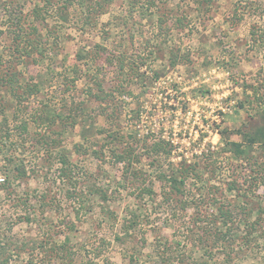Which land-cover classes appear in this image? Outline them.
Returning a JSON list of instances; mask_svg holds the SVG:
<instances>
[{"label": "rangeland", "instance_id": "obj_1", "mask_svg": "<svg viewBox=\"0 0 264 264\" xmlns=\"http://www.w3.org/2000/svg\"><path fill=\"white\" fill-rule=\"evenodd\" d=\"M44 1L0 0L3 61H8L10 32L18 19L23 26L35 24L48 47V58L16 67L25 81L38 83L36 97L16 112L12 95L0 88V101L9 105L0 108V122L7 119L0 126V264H80L92 258L90 249L100 241L106 247L93 264H129L131 255L136 264H191L210 254L217 264H264V235L256 247L246 248L240 243L245 227L235 218L242 219V211L250 209L249 221L254 222L258 213L242 193L223 191L231 181L243 188L250 169L224 150L220 136L225 131L230 140L240 141L231 133L249 115L236 105L251 95L244 91L248 85L264 79V0H212L203 7L195 0H109L90 15L97 0L77 1L66 23L54 11L42 14L43 23L33 21L32 9L42 8ZM146 1L154 3L149 12ZM161 15L162 30L156 28ZM176 47L189 60L171 67L168 52ZM116 52L138 56L144 77L127 85L124 96H115L114 112L103 113L87 93L95 89L94 75L104 91L113 89L115 70L106 58ZM89 54H95L94 62ZM46 110L50 123L34 116ZM109 133L171 141L170 159L151 166L141 158L138 165L145 170V185L150 180L154 186L155 200L137 198L138 184L122 179L106 150L103 161L95 158L93 151L106 145ZM62 157L74 167L75 187L59 177ZM182 158L198 163L202 176L186 183L184 211L175 202L163 204V183L154 176L173 171ZM256 193L255 205L264 208V187ZM211 195L233 211L235 222L226 229ZM260 222L264 225V215ZM131 223L135 231L128 229ZM220 227L240 236L229 250L232 260H223L218 246L205 255L199 242ZM65 241L71 262L59 247Z\"/></svg>", "mask_w": 264, "mask_h": 264}, {"label": "trees", "instance_id": "obj_2", "mask_svg": "<svg viewBox=\"0 0 264 264\" xmlns=\"http://www.w3.org/2000/svg\"><path fill=\"white\" fill-rule=\"evenodd\" d=\"M78 2H86L88 0H58L44 1L42 8L34 7L32 9L31 15L32 20H41L42 23L46 21L45 17L42 16L43 13L48 14L50 11H54L56 16L63 22L66 23L69 20V11L74 8ZM109 0H101L94 2V5L90 7L88 14L90 15L98 9L95 7L103 8L104 4ZM105 2V3H103ZM147 2V1H146ZM195 5L197 7L209 6L212 0H195ZM103 3V4H102ZM146 11L152 8L154 4L152 1L146 3ZM100 11V10H99ZM105 10L101 9V12ZM236 20L240 18L237 15V10L234 11ZM18 19V24L15 25L14 29L10 32L11 45L7 51V62L3 61V56L0 55V88H5L9 94L13 97V102L17 106L16 112L22 107V104L26 102L31 97H36L40 92L38 83H36L33 78L26 80L24 79V74L21 70H17V66L22 68H27L31 64H38V61L48 58V47L46 43H42L41 36L38 33V29L35 24H28V26H23ZM177 25H181V19L174 20ZM164 24L163 16H158L157 29L162 30ZM47 27V25H45ZM48 28V27H47ZM50 33V29L48 30ZM162 33V32H161ZM255 33L250 32V37L254 40ZM50 35L47 36L49 38ZM255 41V40H254ZM98 48V46H97ZM105 52L104 49H101ZM169 65L171 67H176L178 65H184L188 62V55L182 53L179 47L169 50ZM90 56L91 62H94L95 54L88 55ZM106 63L109 67H113L115 70L116 81L114 87L111 91L106 92L103 89L101 80L99 81L98 77L95 76L92 78V83L94 84L95 89L89 90L88 97H94L96 102L99 103L101 108H104L103 113L105 112H114L115 110V96H124L122 90L127 88L129 84L138 82L144 77V72L141 71L140 67L137 66L136 62L141 61L137 56H128L123 52H116V54L109 53L106 58ZM144 64V63H143ZM141 64V65H143ZM140 65V66H141ZM158 76H155L154 81L158 80ZM21 79L25 82L21 83ZM68 81V79H67ZM72 82V81H70ZM73 83V82H72ZM250 90L251 95L247 97L246 101L238 103L236 106L238 109H246L249 115V118L242 128L232 131L231 135H236L240 137V141H232L228 138L229 134L227 132L221 131V138L224 140V150L232 155L234 159L240 161L241 164L249 167V175L245 179V185L243 188L238 185L239 183L235 181L229 182L226 187L223 189L225 192L242 193L245 203H248L249 206H252L251 209L255 210L258 213L254 222L249 221V215L251 210L247 209L246 212L242 211V219L236 218L237 224L243 223L245 227V234L241 236L240 243L248 249L256 247L257 241L259 238H262L264 235V225L261 224L260 220L264 215V208L260 205H255V198H258L257 190L263 186L264 187V79L261 84L257 85H248L244 91ZM93 92V93H92ZM121 94V95H119ZM4 102L0 101L1 111L4 110V107H8ZM16 114V113H15ZM49 112L46 110L36 112L34 116L37 119L51 122L49 119ZM33 116V117H34ZM36 121V119L34 120ZM7 119L3 117L0 122V126L4 127L6 125ZM23 130L25 127L20 126ZM1 129V128H0ZM119 137V134L109 133L108 141L106 145L102 146L100 151H93V155L96 159L102 160L103 151L106 150L110 154V158L113 160V164L118 165L121 168V177L122 179L130 184H138L134 187L135 194L137 198L147 197L149 200L153 201L156 199L157 195L154 191V186L149 180L148 185H145L147 182L144 177L146 176L145 170L138 165L141 163V158H145L150 162L151 166L156 165L159 159H170L172 156L173 145L171 141L166 139H149L144 138H128L127 135ZM126 140L125 142H123ZM45 144H47L44 141ZM120 143V144H118ZM121 145V146H119ZM103 149V150H102ZM61 167L59 169V177L63 178L64 182L75 187L76 181H73V165L65 158L62 157L60 160ZM214 171V170H213ZM22 175L25 173L22 172ZM155 178L163 183L161 185V195L163 198V204L170 205L171 202H175L180 205L181 211H184L186 202L184 201L185 195V185L191 179L201 180V175L198 171V163H187V161L182 158L181 161L177 164L176 168L169 173L158 171L155 173ZM101 198L105 200V195L101 193ZM211 200L214 203L216 208V217L220 224L226 229V226L229 222L234 223L235 219L233 217V211L225 207L223 203H216L214 195H211ZM204 203V201H203ZM248 207V206H247ZM235 213V212H234ZM134 223L129 225L128 229L134 230ZM207 230V228H204ZM135 231V230H134ZM133 231V233H134ZM129 231L127 230L126 234ZM206 233V231H205ZM212 233V234H211ZM209 233V236L199 238L201 247L205 249V255L208 253V248L211 246H218L217 249L222 250L223 260L229 259L231 257L232 251L234 250V242H236L237 237L234 231L228 229L220 230L215 229L213 232ZM228 235L230 237L228 238ZM240 239V238H239ZM243 242V243H242ZM104 241H100L97 245L91 247L92 258L87 260V262L81 261L80 264H93L97 258L101 257L105 246ZM68 241L62 243L59 247L62 253L65 256L64 260L71 262L72 253L71 249L67 248ZM244 248V247H243ZM211 249V248H210ZM229 250H232L231 252ZM68 252V253H67ZM217 259L212 255H206V258L195 259L191 264H217ZM129 264H136L134 256L129 257Z\"/></svg>", "mask_w": 264, "mask_h": 264}, {"label": "built area", "instance_id": "obj_3", "mask_svg": "<svg viewBox=\"0 0 264 264\" xmlns=\"http://www.w3.org/2000/svg\"><path fill=\"white\" fill-rule=\"evenodd\" d=\"M3 181H4V179L0 177V183L3 182Z\"/></svg>", "mask_w": 264, "mask_h": 264}]
</instances>
